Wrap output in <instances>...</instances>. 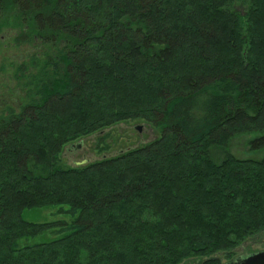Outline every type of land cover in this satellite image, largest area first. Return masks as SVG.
I'll use <instances>...</instances> for the list:
<instances>
[{"label": "trees", "instance_id": "trees-1", "mask_svg": "<svg viewBox=\"0 0 264 264\" xmlns=\"http://www.w3.org/2000/svg\"><path fill=\"white\" fill-rule=\"evenodd\" d=\"M7 37L37 53L0 109V264H221L264 233V158L224 152L264 132V0H0ZM136 121L159 138L62 163Z\"/></svg>", "mask_w": 264, "mask_h": 264}, {"label": "rangeland", "instance_id": "rangeland-1", "mask_svg": "<svg viewBox=\"0 0 264 264\" xmlns=\"http://www.w3.org/2000/svg\"><path fill=\"white\" fill-rule=\"evenodd\" d=\"M239 13L243 12L239 3L235 8ZM15 35V34H14ZM37 53L34 46L30 44H16L13 37L2 38L0 41V109L7 105L16 107L29 89L28 76L34 72L30 62ZM32 67V68H31ZM137 129H140L137 130ZM160 136V131L151 124L144 121L130 123H119L96 132L82 139L66 145L61 153L62 163L71 168H81L85 165H78L82 161L87 164L97 162L121 155L129 150L136 149L150 143ZM264 137L262 133H248L232 139L224 152L238 159L259 161L264 158V143L259 139ZM82 142L81 148L74 150L75 146ZM215 162L223 159V151H216ZM56 210H44L41 215L25 214L24 217L30 222H45L60 218L62 215H55ZM63 218V217H62ZM264 250V233L246 239L234 251L235 256L227 260L224 254H217L215 257L221 264L230 262L237 257H245L249 254ZM204 259L192 260L194 264H201Z\"/></svg>", "mask_w": 264, "mask_h": 264}, {"label": "water", "instance_id": "water-1", "mask_svg": "<svg viewBox=\"0 0 264 264\" xmlns=\"http://www.w3.org/2000/svg\"><path fill=\"white\" fill-rule=\"evenodd\" d=\"M225 264H264V250L245 257H237Z\"/></svg>", "mask_w": 264, "mask_h": 264}, {"label": "flooded vegetation", "instance_id": "flooded-vegetation-1", "mask_svg": "<svg viewBox=\"0 0 264 264\" xmlns=\"http://www.w3.org/2000/svg\"><path fill=\"white\" fill-rule=\"evenodd\" d=\"M137 130L140 131V129H137ZM81 146H82V142L79 143V144H77V145H75V146H72V147H73L74 150H77V149L81 148ZM86 163H87V161H82V162L79 163L78 165H86ZM185 264H194V262L189 261V262H187V263H185Z\"/></svg>", "mask_w": 264, "mask_h": 264}]
</instances>
